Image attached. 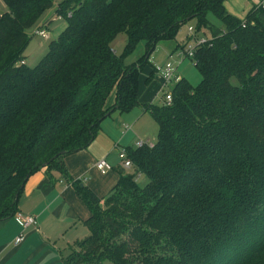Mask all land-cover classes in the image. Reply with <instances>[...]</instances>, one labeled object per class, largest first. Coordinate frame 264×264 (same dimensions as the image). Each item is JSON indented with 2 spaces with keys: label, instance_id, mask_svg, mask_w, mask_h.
<instances>
[{
  "label": "trees",
  "instance_id": "obj_1",
  "mask_svg": "<svg viewBox=\"0 0 264 264\" xmlns=\"http://www.w3.org/2000/svg\"><path fill=\"white\" fill-rule=\"evenodd\" d=\"M3 1L0 220L16 215L33 173L65 172L63 158L87 148L105 117L137 104L140 70L156 43L196 19L212 35L193 58L200 82L183 77L171 103L145 105L157 141L126 148L133 174L119 167L103 204L75 182L91 212L90 234L66 264H264V4L242 19L226 0H61L55 12L66 25L29 66L27 30L54 0ZM121 32L127 52L145 41L141 63L126 64L112 49Z\"/></svg>",
  "mask_w": 264,
  "mask_h": 264
},
{
  "label": "crops",
  "instance_id": "obj_2",
  "mask_svg": "<svg viewBox=\"0 0 264 264\" xmlns=\"http://www.w3.org/2000/svg\"><path fill=\"white\" fill-rule=\"evenodd\" d=\"M235 1H225L224 6L228 12L232 11ZM161 82L160 75L156 79L146 80L142 86L144 115L136 114L131 120L132 125L128 124L131 128L132 126L133 128L136 126L137 129L140 127L138 130L140 132L131 134L130 147L136 144L139 140L137 138H142L146 134L142 133V125L140 126L148 112L145 105L150 104L146 103L147 101L154 100ZM111 95L109 98L115 101V91ZM107 122L108 120H105L101 123L95 139L87 148L63 158L65 172L55 166L45 167L28 178L18 199L17 210L36 216L37 225L24 228L16 215L0 220V264H66V258L71 251L90 234L85 221L91 212L88 205L81 199L75 182H81V185L99 196L101 204L117 183L119 167L122 168V166L116 163L115 167L117 162L115 146L117 147L118 144L110 134L114 128H120V124L117 121L111 127ZM123 125L125 124H121L122 129ZM130 129L123 130L127 132ZM102 158L111 165L114 164L112 170L105 174L95 168V162ZM21 234L24 238L20 244H16L15 239Z\"/></svg>",
  "mask_w": 264,
  "mask_h": 264
},
{
  "label": "rangeland",
  "instance_id": "obj_3",
  "mask_svg": "<svg viewBox=\"0 0 264 264\" xmlns=\"http://www.w3.org/2000/svg\"><path fill=\"white\" fill-rule=\"evenodd\" d=\"M61 0H54L53 5L51 8L46 10L39 20L27 30L29 41L28 44L24 50L23 56L25 62L29 66H35L38 61L41 59V57L46 53L48 48V43L57 37L59 32L65 27L66 20L58 19V15L55 12L56 6L58 2ZM255 3V4H254ZM253 4L256 6L257 3L254 0H236L233 3L232 12L233 15H236L237 17H240L242 19L245 18L247 11L253 6ZM7 11V6L3 0H0V16ZM229 12V13H231ZM231 13V14H232ZM235 13V14H234ZM207 17L209 19V23L212 27L215 28H222L223 27V21L215 12L208 11ZM52 20L50 23L48 21ZM189 26L193 28V31H189ZM45 30L46 35H49V37H44L42 35L36 34V30ZM204 38L205 40H211V30L208 27H199L198 21L196 19H192L186 24H184L173 37L170 38H163L160 39L156 45L155 48L149 57L148 62L142 66L139 74V81H141L139 90H138V96H137V104L131 108L128 111H121L120 109H115L112 111V113L105 117L101 123H103L105 120H108V124L113 127L114 124L118 121L119 127L114 128L112 130V133L110 134L115 142L118 144V146H115V153L117 162H115V167L117 164H122V159L120 158V150L122 148L129 147V138L133 132H137L139 129H137L136 126H132L130 130L125 132V128L123 125V129L121 128V124H130L132 125V119L136 114L144 115L143 113V103H142V97H143V88L142 86L145 84L147 78H149L152 75L155 78L157 76H160L161 70L165 67V65L170 62L174 64L177 67V71L184 77V79L191 85L195 86L197 85L201 80V74L198 70V68L195 66L194 60L185 56L183 53L182 47L184 48L189 44H194L196 42V39ZM127 44H128V36L125 32L119 33L112 41H111V47L112 49L122 58H124V61L126 64H136L141 63L140 59H142L143 55L146 51V44L144 40H141L137 43L134 49L132 51L127 52ZM18 62L17 64L20 65ZM236 83V79H233ZM175 84H168L165 88V91L157 90L154 100H149L146 103L154 104L156 106H162L166 103L165 101V92H171ZM146 94V93H145ZM112 96V95H111ZM114 99H110L107 103L108 106L113 105ZM146 119L140 124L142 125V133H146L143 135L142 138H137L140 140H145L155 143L157 141V134H158V125L153 119V117L146 112ZM122 116V119H121ZM126 118V119H125ZM117 131H116V130ZM140 132V131H138ZM126 133V134H125ZM125 134V135H124ZM127 136V137H126ZM139 137V136H138ZM121 138V139H120ZM120 139V140H119ZM135 145V144H134ZM133 145V146H134ZM132 146V145H131ZM114 158V159H116ZM117 163V164H116ZM114 164H112L113 166ZM126 173L133 174V169H124ZM138 184L141 187H144L147 182L148 178L146 175L141 174L138 176ZM107 262L105 264H114L110 259L106 260Z\"/></svg>",
  "mask_w": 264,
  "mask_h": 264
},
{
  "label": "built area",
  "instance_id": "obj_4",
  "mask_svg": "<svg viewBox=\"0 0 264 264\" xmlns=\"http://www.w3.org/2000/svg\"><path fill=\"white\" fill-rule=\"evenodd\" d=\"M256 3H257V6H260V5H263L264 4V0H255ZM189 31L192 32L193 31V28L191 26H189ZM36 34L38 35H42L44 37H49V35L45 36L46 35V31L45 30H36ZM210 40H205L204 38H201V39H196V42L194 44H189L187 45L184 49H183V53L185 56L193 59L194 56H195V52L197 50V47L201 44H205V43H208ZM161 77H162V82H161V85H160V89L159 90H162V91H165V88L167 87L168 84H177L179 82L182 81L183 79V76L177 71V67L168 62L165 67L161 70V73H160ZM165 101L166 103H171L172 100H173V97H172V90L171 92H165ZM124 128L125 130L127 129H130L131 126L128 125V124H125L124 125ZM149 146V147H153L154 146V143L147 140H137L136 141V144H135V147H143V146ZM120 158L122 159V168L124 169H133V162L132 160L128 157V154H127V149L126 148H122L120 150ZM95 168L97 170L100 171V173L102 174H105L107 173L108 171L112 170V165L104 158L102 159H98L96 162H95ZM17 216V219L19 221V223L24 227V228H27L29 226H36L37 225V218L36 216L34 215H29V214H25L23 212H18L16 214ZM24 238V235H19L16 237L15 239V243L16 244H20L22 242Z\"/></svg>",
  "mask_w": 264,
  "mask_h": 264
},
{
  "label": "water",
  "instance_id": "obj_5",
  "mask_svg": "<svg viewBox=\"0 0 264 264\" xmlns=\"http://www.w3.org/2000/svg\"><path fill=\"white\" fill-rule=\"evenodd\" d=\"M61 154V153H60ZM59 154H57L55 157H57Z\"/></svg>",
  "mask_w": 264,
  "mask_h": 264
}]
</instances>
